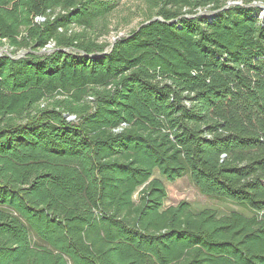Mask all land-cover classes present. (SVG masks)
I'll return each mask as SVG.
<instances>
[{
	"label": "trees",
	"instance_id": "1",
	"mask_svg": "<svg viewBox=\"0 0 264 264\" xmlns=\"http://www.w3.org/2000/svg\"><path fill=\"white\" fill-rule=\"evenodd\" d=\"M125 1L0 0V264H264V0Z\"/></svg>",
	"mask_w": 264,
	"mask_h": 264
},
{
	"label": "rangeland",
	"instance_id": "2",
	"mask_svg": "<svg viewBox=\"0 0 264 264\" xmlns=\"http://www.w3.org/2000/svg\"><path fill=\"white\" fill-rule=\"evenodd\" d=\"M136 2L134 0H127L123 5V12L120 14V20L123 23V18L128 13V9H135ZM139 18H134L130 21L129 24H124V26L117 32H112L109 39L113 40L117 36H121L123 34H127L131 29L135 28L139 23ZM8 51L7 47H2L0 49V53L4 51ZM168 198L166 200L165 205H176L179 202L187 201L191 204L192 208L195 210H199L205 207H213L221 212H229L232 209L237 208V206L232 203L222 202L215 199H211L199 192V190L193 185V183L189 180L188 177H183L177 179L173 182H166Z\"/></svg>",
	"mask_w": 264,
	"mask_h": 264
},
{
	"label": "water",
	"instance_id": "3",
	"mask_svg": "<svg viewBox=\"0 0 264 264\" xmlns=\"http://www.w3.org/2000/svg\"><path fill=\"white\" fill-rule=\"evenodd\" d=\"M232 4H236V3H232ZM264 9V7H263ZM158 19H161L160 17H155L153 20H158Z\"/></svg>",
	"mask_w": 264,
	"mask_h": 264
}]
</instances>
